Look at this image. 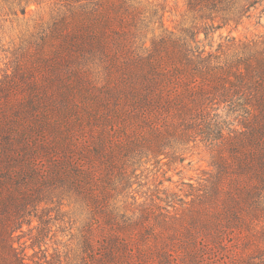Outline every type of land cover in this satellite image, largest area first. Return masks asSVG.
<instances>
[{
	"label": "trees",
	"instance_id": "16d2710c",
	"mask_svg": "<svg viewBox=\"0 0 264 264\" xmlns=\"http://www.w3.org/2000/svg\"><path fill=\"white\" fill-rule=\"evenodd\" d=\"M185 4L171 27L166 0H0L26 27L0 68V264H33L15 233L72 199L81 264H264V32L205 43L264 0ZM201 147L210 174L164 186Z\"/></svg>",
	"mask_w": 264,
	"mask_h": 264
},
{
	"label": "rangeland",
	"instance_id": "374dc122",
	"mask_svg": "<svg viewBox=\"0 0 264 264\" xmlns=\"http://www.w3.org/2000/svg\"><path fill=\"white\" fill-rule=\"evenodd\" d=\"M166 2L169 6L167 23L171 27H180V25L191 23L190 15L186 14L185 0H166ZM29 8L36 13L33 14L35 16H40L42 13L36 12L35 5H31ZM258 11L259 9L254 12L250 20L238 27L230 25L217 29L205 43L213 44L216 48L220 42L225 41L224 38L227 35L240 38L264 32V17L257 24L259 20L257 18ZM31 15L32 12L28 14L29 17ZM25 29V26L18 24V22L13 23L10 19L7 21L0 20V68L6 67L9 61L8 55H10L7 50H10L14 44L20 41ZM202 37L204 38V34ZM209 161L210 156L204 147L196 149L183 165L178 166L177 170L172 168L168 171L166 177H172L173 182L166 180L164 186L179 191L181 188L184 190L188 188L187 185H183L182 181L198 184L212 171ZM150 168L154 171L157 169L153 162L150 163ZM163 169L167 170L168 167L164 166ZM146 175L147 172H144L141 178L144 179ZM153 176H150L151 184L154 183ZM160 178H165L162 173ZM179 192L183 194V191ZM56 204H49L52 211L48 208L42 212L43 205L38 211H34V214H43L44 222L34 216L31 223H25L23 230L15 233V246L19 247L21 251L22 249L25 250L33 264L36 262H42V264H81L82 229L88 220L87 210L80 207L73 199L65 201V205L60 208V211H57L58 206ZM41 229H44L43 234ZM213 260L214 264L221 263V258L218 256Z\"/></svg>",
	"mask_w": 264,
	"mask_h": 264
}]
</instances>
